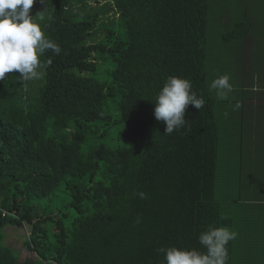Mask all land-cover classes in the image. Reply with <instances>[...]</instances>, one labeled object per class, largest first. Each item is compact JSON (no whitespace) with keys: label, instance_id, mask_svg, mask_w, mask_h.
<instances>
[{"label":"trees","instance_id":"16d2710c","mask_svg":"<svg viewBox=\"0 0 264 264\" xmlns=\"http://www.w3.org/2000/svg\"><path fill=\"white\" fill-rule=\"evenodd\" d=\"M103 1L121 17L119 31L113 25L97 42L102 14H74L73 0H51L46 16L53 19L41 27L61 53L40 57L42 80L22 83L12 72L0 81V264H164L158 249L204 252L199 234L222 226L238 233L228 264H264V191L261 202L242 203L244 172L246 182L264 173V155L249 152L259 146L245 134L248 100L221 101L211 89L224 74L233 82L231 57L260 26L258 6ZM42 10L37 2L31 15ZM210 17L224 19L212 57ZM99 66L110 84L95 78ZM169 76L190 80L205 105L187 107L191 130L165 135L153 111ZM243 153L262 163L253 175L243 169ZM222 180L236 189L232 204L243 207L228 209ZM9 226L29 227L27 248L37 259L22 262L4 245Z\"/></svg>","mask_w":264,"mask_h":264},{"label":"clouds","instance_id":"9594fccd","mask_svg":"<svg viewBox=\"0 0 264 264\" xmlns=\"http://www.w3.org/2000/svg\"><path fill=\"white\" fill-rule=\"evenodd\" d=\"M37 2L43 10L33 16L32 8ZM50 4L51 0H0V81L12 72L20 74L18 79L22 83L42 80L47 74V65L41 63L40 57L49 50L56 55L61 53V47L49 39L41 27V22L53 19L51 15L46 16ZM230 80L231 76L224 74L211 83V89L221 101L227 100L233 91ZM154 105L155 120L163 122L165 135H171L185 126L191 130L190 122L185 119L186 109L191 105L200 110L205 100L192 90L190 80L169 76L156 95ZM138 195L147 199L144 192ZM237 235L227 226L209 227L198 236L199 244L206 250L204 252L175 246L160 248L158 252L163 253L164 264H228V244Z\"/></svg>","mask_w":264,"mask_h":264},{"label":"rangeland","instance_id":"374dc122","mask_svg":"<svg viewBox=\"0 0 264 264\" xmlns=\"http://www.w3.org/2000/svg\"><path fill=\"white\" fill-rule=\"evenodd\" d=\"M248 3L250 6V9H252L255 6H258L254 8V10L258 11V13L255 14V16L257 18H260L262 22L260 24V27L254 30L253 36L256 38L257 42L264 44V13H262L264 12V0H248ZM111 6H112L111 3L104 2L103 0L102 1L101 0H73V5H72L73 11L72 12H75L74 14H80V15H86V14L98 13V12L99 14H102L101 18L99 19L98 26H97V30L101 31V33L97 36L99 38L97 42H102L106 39L105 37L108 35L107 32H110L113 30V25H116L115 29L119 31V23L121 21V17L117 13H113L111 11L108 12ZM212 7L213 9L211 11V16L216 18V14H217V11H219V9L217 7H214L213 5ZM212 17H210L212 24L210 27L209 35L213 39V42H210L212 44L209 45L210 48L208 49V53L211 57L214 56L217 49L221 46L217 42H218V39H220L222 31L224 30L223 23H222L224 19L217 20V19H213ZM81 18L82 17H79V16L76 17L77 20H81ZM261 47L264 48V46H261ZM249 48H250L249 46H245L243 44L238 50L235 51V53L233 54V57H231V61L234 62V64L237 67L239 66L243 71L239 72L241 70L237 71L235 70L237 67L234 68L233 78H232L233 91L229 93V97L225 101H228V100L237 101V100H241L242 98L248 101H256V102L264 101V86L261 84H254V79L258 77H262L264 80V54L260 55L261 60L260 61L258 60L263 65L262 68L260 69L256 65V60H257L255 59L256 55H253ZM243 75H247V77L249 78V82H245V84H243ZM247 77L245 76V78ZM95 78L102 83L110 84L112 82V77L109 71L105 72L104 70H102L101 66H99V70L97 74L95 75ZM244 85L246 86L245 92H243L242 90L243 88H245ZM251 107L253 108L252 112L254 114H258V115L261 114V109L257 110V108L262 107L261 104L252 105ZM247 113L250 114V111H248ZM258 130L260 134H263L264 121H263V124L258 126ZM123 142L126 144L125 141ZM243 157H244L243 158V169L244 171L248 172L250 175L254 174L253 168L262 166V163H260V161H258V163L254 162L252 159L250 161L248 157L245 156L244 153H243ZM247 176L248 175L244 172L245 180L241 185V189L242 191H244L243 192L244 196L242 197V203L261 202L262 198L258 194L261 193V191H264V173L256 176V179L254 178L252 180H249L250 182H246V179H248ZM220 188L222 189V198H223L222 201H225V205H227L228 209L236 210L237 208L243 207V204L242 205L232 204L238 199L236 196L237 195L236 189L231 188L229 185L225 184L223 180L220 182ZM227 188L230 189L229 193H231V196L234 193L232 198L228 197L229 194L224 191ZM229 198L231 199L227 200ZM255 205H259V204H255ZM260 206L252 205L251 208L255 210L252 212L260 211V209L264 212V206H261V207ZM255 215L256 214H250V213L247 214L249 218ZM244 216H245V213H244ZM28 233H29V227L21 229V228L9 226L6 229H4V234L6 236L4 245L12 249L16 253V255H19V257H21L22 262H24L26 259H29V260L37 259L36 255L27 248L26 242L28 240L27 239Z\"/></svg>","mask_w":264,"mask_h":264},{"label":"crops","instance_id":"0c3cea01","mask_svg":"<svg viewBox=\"0 0 264 264\" xmlns=\"http://www.w3.org/2000/svg\"><path fill=\"white\" fill-rule=\"evenodd\" d=\"M258 13V11L256 12ZM264 13V12H262ZM260 27V26H259ZM258 27H255L254 30H256ZM254 30L248 35V37L246 38L244 45L245 46H249L251 53L255 56L256 60V65L258 68H262V63L259 62L260 59V55L264 54V48L261 46H264V44H261L259 42H257L256 38L253 36V32ZM252 42V43H251ZM259 60V61H258ZM258 79V80H257ZM254 84H261L264 86V80L262 77H258L256 78V81H254ZM246 106L245 107V117H244V123H245V134L247 136V138L249 140H254L251 141V145H255L257 144L259 146L258 149L255 150H249L253 152H256L257 155L260 153L264 155V132L263 134H260L259 130H258V126L263 124L264 121V101L263 102H256V101H248V104L245 103ZM256 104H261L262 107L257 108V110L261 109V114H254L252 112L253 108L251 107L252 105H256ZM248 111H250V114L247 113ZM258 113V112H257ZM257 115V116H256ZM262 155V156H263ZM264 165V164H263Z\"/></svg>","mask_w":264,"mask_h":264}]
</instances>
